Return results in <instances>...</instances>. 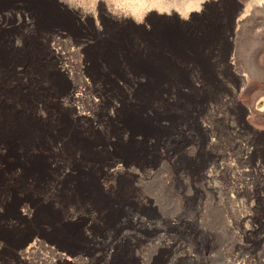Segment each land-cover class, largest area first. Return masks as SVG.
I'll list each match as a JSON object with an SVG mask.
<instances>
[{"label":"rangeland","instance_id":"rangeland-1","mask_svg":"<svg viewBox=\"0 0 264 264\" xmlns=\"http://www.w3.org/2000/svg\"><path fill=\"white\" fill-rule=\"evenodd\" d=\"M62 1L77 16L92 14L97 21L98 13L105 25H145L142 48L149 54L155 48L156 17L184 19L174 10L148 8L154 0ZM209 2L210 13L188 29H177L174 41L159 40L158 71L148 67L137 78L142 95L157 98L142 104L144 118L158 127L143 135L141 178L126 173L95 179L108 190L106 202H85L77 210L88 211L95 224L109 231L103 236L94 229L97 242L71 248L72 253L64 254L69 264H264V74L259 72L264 71V0H203L198 10ZM41 47L47 60L42 66L34 63ZM49 47L60 52V66L80 75L79 56L66 52L65 41L56 37L42 46L31 40L25 72L22 62L15 63L11 75L0 71V193L15 179H24L21 162H6L15 145L26 148L28 106L36 118H55L51 104H28L26 96L67 95L65 85L15 84L18 79H65L51 74L58 60ZM212 68L234 70L241 82L227 93L221 82L226 78L219 71L214 82ZM249 70L252 77L245 80ZM75 89H80L74 90L77 96L93 95L87 87ZM43 106L46 112L40 110ZM75 155L81 164H95L87 154ZM113 163L112 157L102 159V164ZM56 187L52 181L41 192H55ZM33 247L25 248L20 258L0 238V264H59L55 248L56 254Z\"/></svg>","mask_w":264,"mask_h":264},{"label":"flooded vegetation","instance_id":"flooded-vegetation-1","mask_svg":"<svg viewBox=\"0 0 264 264\" xmlns=\"http://www.w3.org/2000/svg\"><path fill=\"white\" fill-rule=\"evenodd\" d=\"M212 6L210 2L203 4L183 20L157 16L152 26L155 48L149 54L143 53L142 48L145 25L116 21L105 25L98 13L97 21L92 14L77 16L62 0H0V71L11 75L15 63L22 62L20 70L25 72L31 63V40L42 46L56 37L65 41L66 52L69 49L79 56L76 66L77 73L80 72L78 76L74 69L60 66V52L49 47L58 60L57 71L51 74L65 79L60 82L43 79L38 83L18 79L15 83L24 88L65 85L67 95L26 96L28 104H51L49 108L54 109L55 118L48 119L45 115L36 118L28 106L26 148L20 150L15 145L7 154L10 157L7 165L21 162L24 179H15L13 186L0 193L3 246L16 249L14 253H21L20 258L25 248L49 246L59 253V264H69L64 254L72 253L71 248L90 247L97 242L91 235L94 229L103 231L105 236L108 226L95 224L88 211L77 209L85 202L93 205L106 202L108 190L101 179H118V175L126 173L136 174L133 179L141 178L137 170L143 158V135L157 132L158 126L143 116V102L154 97L142 95V81L137 78L148 67L158 71L160 59L156 47L161 38L174 41L179 28L188 29L209 14ZM39 53L34 63L46 65L42 47ZM219 71L226 78L221 82L227 93L241 82L234 70L212 68L209 75L214 82L218 81ZM83 82L85 85H81ZM77 87H87L93 95H74ZM40 110L46 112L47 107ZM75 153L87 154L95 164H81ZM104 157H112L116 163L102 164ZM52 177L56 179H49ZM52 181L58 183L56 191L41 192ZM108 219L106 214L105 220Z\"/></svg>","mask_w":264,"mask_h":264},{"label":"bare ground","instance_id":"bare-ground-1","mask_svg":"<svg viewBox=\"0 0 264 264\" xmlns=\"http://www.w3.org/2000/svg\"><path fill=\"white\" fill-rule=\"evenodd\" d=\"M203 0H183V1H172V2H163L161 0H154L149 6L148 8H155L158 12H166L169 13L170 11L174 10L176 11L178 14H180V16H188L189 13H191L192 11H197L198 8L200 7V3H202ZM258 2V1H256ZM138 8L142 7V3L138 5ZM248 7V5H246ZM136 7V9H138ZM259 71V70H258ZM260 73L264 74V71H259ZM251 75H250V70L247 71V75L245 76V80H247V78L251 79ZM264 80V78H262ZM262 81V80H261ZM75 90H80V89H75ZM76 95V94H74ZM34 169V168H32ZM97 188V187H96ZM41 243V242H40ZM33 248H37V247H33ZM39 248H43V249H48L50 250L52 253L56 254L54 252V249L49 247V246H44L41 245L39 246ZM59 254H56V256H58Z\"/></svg>","mask_w":264,"mask_h":264}]
</instances>
